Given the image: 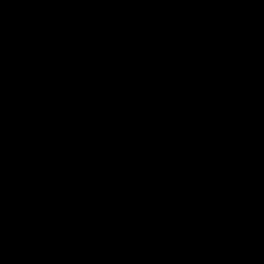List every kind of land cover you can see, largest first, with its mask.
Instances as JSON below:
<instances>
[{
    "label": "crops",
    "instance_id": "crops-1",
    "mask_svg": "<svg viewBox=\"0 0 264 264\" xmlns=\"http://www.w3.org/2000/svg\"><path fill=\"white\" fill-rule=\"evenodd\" d=\"M61 8L22 0L3 13L0 175L22 179L83 160L94 210L44 241L8 238L16 255L2 264H172L181 250L145 239L152 218L135 227L137 205L151 200L163 212L170 203L179 215L186 203L192 211L223 201L217 191L239 202L234 170L259 167L264 177L246 153L264 116V0H108L93 31L41 40V18ZM132 71L157 97L143 100L138 121L125 120L116 101ZM210 74L234 81L226 98L208 99ZM190 240L181 248L195 246Z\"/></svg>",
    "mask_w": 264,
    "mask_h": 264
},
{
    "label": "clouds",
    "instance_id": "clouds-1",
    "mask_svg": "<svg viewBox=\"0 0 264 264\" xmlns=\"http://www.w3.org/2000/svg\"><path fill=\"white\" fill-rule=\"evenodd\" d=\"M21 2L0 0V23L3 22V13L13 11ZM24 2L35 3L36 0ZM60 2L62 8L57 18H41V40L59 42L64 33L73 28H79L87 34L94 30L95 24L108 11V0ZM137 78L136 71H132V80L127 85L128 92L116 97L125 120H140L144 111L143 100L155 103L157 99L151 87H137ZM208 79L212 82L208 92L210 101L226 98L234 86V81L227 76L210 74ZM126 96L139 99L133 104ZM204 111H207L206 107ZM92 181L93 173L89 165L80 159L65 162L62 171L55 168L40 169L25 172L22 179L16 175L11 178L0 175V264L16 255L13 246L5 243L8 238L15 236L33 242L44 241L61 232L73 216L89 219L94 204L92 198L85 194L83 186ZM247 183L252 186L255 194L264 195V177L259 167L248 177ZM166 205L167 210L163 212L151 200L146 205H137L139 219L133 217L131 222L137 228L145 227L151 216L152 227L148 228L145 239L181 247L186 243L184 232L188 225L178 215L177 208L170 203ZM203 223L205 239L219 242L212 246H222L237 258L251 254L254 260L264 264V249L259 247L264 244V205L257 207L254 212L244 211L235 203L225 205L216 214L207 215Z\"/></svg>",
    "mask_w": 264,
    "mask_h": 264
},
{
    "label": "rangeland",
    "instance_id": "rangeland-1",
    "mask_svg": "<svg viewBox=\"0 0 264 264\" xmlns=\"http://www.w3.org/2000/svg\"><path fill=\"white\" fill-rule=\"evenodd\" d=\"M239 156H241V155H239ZM243 161L246 164L248 163L244 159H243ZM234 172H235L234 174L239 178V181L236 182L237 184L234 183V188H233V193L232 194L238 195V197L241 199V200H239V202H236L233 199V201L231 203H227V202H229V200L225 196L224 192L221 194V193H219V191H217L216 193L219 195V197L223 198V201L222 200H217L219 203L217 202L216 204H213L211 206H207V205L204 206V205H199L198 204L199 207H197V210H196V208H193L194 210L192 209V211L190 209L191 205L186 203L185 204L186 208L184 207L183 209H181L183 211L181 213H179V215L182 214V219H185V220L198 219L197 221L200 222L199 226H198V224L197 225L196 224H194V225L193 224H188V227H187L186 230H188L191 227H196V229L194 228L195 232H191V233L187 234V236L185 237V239H186L185 245H187V241L189 239H191L190 240L191 242L198 241L202 245V247H204V258L205 259H211V258H214V257H216L218 255V251L215 248V246L210 245L211 242L205 239V235L206 234L202 235L201 232H200V230L204 229L203 221H204L205 217L207 215L216 214L221 207H223L225 205H231V204H233V202L236 205H238L242 210L248 212L249 210H251L255 206H257V204L260 202V200L264 197V195L255 194L253 192V190H252V186L247 183L248 177L252 173L246 175V172L245 173L242 172V168H239L238 172L236 170H234ZM233 177H234V175H233ZM233 181L235 182L234 178H233ZM248 191H249V193H248ZM225 192L229 194V189H226ZM253 195L258 196V197L254 198ZM199 197H204V195L202 194V195L197 196V199H199ZM203 204H205V203H203ZM194 243H197V242H194ZM189 244H191V243H189ZM179 249L182 251V250H186V249H188V250L189 249H193V247L188 245L185 248L184 247L183 248L179 247ZM174 255H175V253H174ZM172 256H173V254H172Z\"/></svg>",
    "mask_w": 264,
    "mask_h": 264
},
{
    "label": "trees",
    "instance_id": "trees-1",
    "mask_svg": "<svg viewBox=\"0 0 264 264\" xmlns=\"http://www.w3.org/2000/svg\"><path fill=\"white\" fill-rule=\"evenodd\" d=\"M247 157L253 161L264 164V116L256 128V131L249 140ZM259 156H258V155ZM264 205V197L253 209L248 212H254L257 207ZM202 235H205L204 229L200 230ZM219 242H211L210 245H218ZM193 249L182 250L171 257L172 264H260L254 260L253 255H242L237 258L231 255L230 250L226 251L222 246H215L218 255L211 259L204 258V247L197 241ZM264 249V244L259 246Z\"/></svg>",
    "mask_w": 264,
    "mask_h": 264
}]
</instances>
